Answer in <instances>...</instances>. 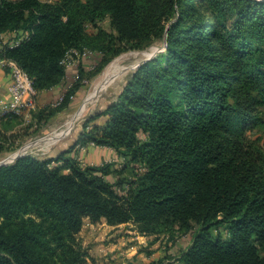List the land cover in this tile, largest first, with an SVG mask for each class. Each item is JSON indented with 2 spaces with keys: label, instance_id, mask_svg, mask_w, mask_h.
<instances>
[{
  "label": "trees",
  "instance_id": "1",
  "mask_svg": "<svg viewBox=\"0 0 264 264\" xmlns=\"http://www.w3.org/2000/svg\"><path fill=\"white\" fill-rule=\"evenodd\" d=\"M107 16L116 31L109 43L87 38L84 19ZM17 30L24 38L2 55L37 92L63 80L61 61L72 49L89 45L104 57L154 38L166 46L127 80L105 124L81 137L116 151L132 165L131 178L112 183L109 164L82 167L68 150L0 166V264H90L78 241L85 219L132 223L143 235L195 225L178 264H264V166L242 155L235 137L264 103L263 0H0V32ZM68 92L38 121L69 113ZM22 115L0 123L10 130ZM4 137L0 155L12 149Z\"/></svg>",
  "mask_w": 264,
  "mask_h": 264
},
{
  "label": "rangeland",
  "instance_id": "2",
  "mask_svg": "<svg viewBox=\"0 0 264 264\" xmlns=\"http://www.w3.org/2000/svg\"><path fill=\"white\" fill-rule=\"evenodd\" d=\"M41 1L56 3L58 0ZM81 1L85 2L86 0ZM13 34L12 36L7 34L5 40L15 41L17 38L25 36L22 30H17ZM84 34L87 38L102 45L109 43L107 34L116 35V31L111 27L108 16L103 20L96 19L94 21L85 18ZM84 47L89 50L91 48L89 45H84ZM119 48L118 44H113V50ZM91 51L92 55L85 59L74 57L75 60L70 65V69L65 70L59 94H66L69 91L68 93L74 96L71 104L72 110L69 113H61L57 120L49 121V123H45L46 117L38 121L37 114L40 111L54 109L52 107L54 101H51L40 108L36 105L35 110L23 112L20 121L18 120L15 127L10 130L6 131L0 123V134L3 137L12 135L8 139L4 137L5 145L12 149L4 150L0 155V160L27 146L24 153L40 159H51L64 150H68V156L73 157L82 167L109 164L111 173L106 176V179L112 183L120 178L129 179L133 176L132 165L119 158L116 151L99 146L88 137L84 142L81 137L87 136L88 131H93L94 126L101 127L105 124L108 120V116L104 113L107 107L118 100L127 80L142 63L165 53L164 41L154 38L142 49L122 48L120 53L111 54L108 52L104 57H101L99 49ZM257 59L258 55L255 56V60ZM114 61H118L124 70L96 94L97 97L86 105L85 111L76 119L74 126L66 131L70 117L84 103L87 94L94 90V85L97 84L96 81L105 68ZM251 94L253 99L261 97L257 91ZM255 108L257 118L241 122L242 125L239 132L235 133V137L240 153L264 166V103H257ZM97 113L101 115L96 116ZM62 132L64 133L59 138L51 140L52 136ZM43 137L46 138L40 140ZM139 137L143 138L144 136L141 133ZM52 164L54 165V163ZM125 166L127 169L121 174L120 170ZM134 169L137 172L144 170L142 166H136ZM120 188L118 186L117 191L122 194L124 190L122 191ZM123 188H127L125 183ZM197 228L194 225L193 229L185 231L181 230L178 225H173L160 227L155 234L143 235L135 229L132 223L110 226L105 221L91 223L85 219L78 234V241L82 248L88 251L90 264H175L179 262L182 252L191 244ZM221 230L225 235L224 228ZM261 255L264 256V248L261 250Z\"/></svg>",
  "mask_w": 264,
  "mask_h": 264
},
{
  "label": "built area",
  "instance_id": "3",
  "mask_svg": "<svg viewBox=\"0 0 264 264\" xmlns=\"http://www.w3.org/2000/svg\"><path fill=\"white\" fill-rule=\"evenodd\" d=\"M22 38L23 37L17 38L11 44H9L5 38H0V67L6 70L12 79V83L9 86L10 100L2 101L0 99V120L9 113L23 114L25 111L35 110L36 108V96L38 92L33 87L32 78L19 66L16 61L2 55L4 46H17ZM92 53L93 52L91 50L86 48H83L82 50L72 49L62 59L61 64L67 71L70 69V65L74 63V57L78 59H85L92 55ZM63 98L64 94L61 93L52 103V106H58L63 101Z\"/></svg>",
  "mask_w": 264,
  "mask_h": 264
},
{
  "label": "bare ground",
  "instance_id": "4",
  "mask_svg": "<svg viewBox=\"0 0 264 264\" xmlns=\"http://www.w3.org/2000/svg\"><path fill=\"white\" fill-rule=\"evenodd\" d=\"M124 70V67L122 65H120L118 63V61H114L111 62L103 71L102 75L99 77V79L96 81L97 84L94 85V90L89 92V94H87V97L84 101V103L78 108V110L76 111V113H74L69 120V123L67 124L66 127V131L70 130L74 124L75 121L78 117H80V115L85 111V108L87 107L86 105L91 102L92 100L95 99L96 94L104 89L107 85H109L112 81V79H114L115 77H117V75ZM64 132H62L61 134H55L54 136L51 137V140H56L57 138H59ZM28 147V146H27ZM17 151V153H24L25 152V148Z\"/></svg>",
  "mask_w": 264,
  "mask_h": 264
},
{
  "label": "crops",
  "instance_id": "5",
  "mask_svg": "<svg viewBox=\"0 0 264 264\" xmlns=\"http://www.w3.org/2000/svg\"><path fill=\"white\" fill-rule=\"evenodd\" d=\"M13 33L14 32H7V31L1 32L0 38L1 37H3V38L7 37V34L12 36V35H14ZM2 41H4V40H2ZM0 42H1V40H0ZM7 42H9V44H11L13 42V40H10ZM11 83H12V79H11L10 74L6 70H4L3 68L0 67V99L2 101H9L10 100L9 86L11 85ZM62 83L63 82L61 81L57 86H55L51 89L38 92V94L36 96V105H38V107L40 108L45 103L55 101L56 97L60 95L59 93H60V89L62 88ZM106 150H108V149H106ZM101 221H104V220H101ZM175 264H178V262H176Z\"/></svg>",
  "mask_w": 264,
  "mask_h": 264
},
{
  "label": "water",
  "instance_id": "6",
  "mask_svg": "<svg viewBox=\"0 0 264 264\" xmlns=\"http://www.w3.org/2000/svg\"><path fill=\"white\" fill-rule=\"evenodd\" d=\"M164 46H166V41H164ZM45 138H46V137H43V138H41L40 140H43V139H45ZM26 155H27V153H20V154H19V153H17V151H16V152L12 153L11 155H9V156H7V157L1 159V160H0V166L11 164L12 162L17 161L18 159H20V158H22V157H24V156H26Z\"/></svg>",
  "mask_w": 264,
  "mask_h": 264
}]
</instances>
